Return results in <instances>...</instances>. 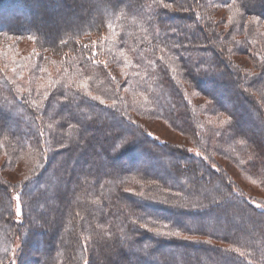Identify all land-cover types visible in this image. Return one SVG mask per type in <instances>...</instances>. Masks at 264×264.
Instances as JSON below:
<instances>
[{
	"label": "trees",
	"instance_id": "16d2710c",
	"mask_svg": "<svg viewBox=\"0 0 264 264\" xmlns=\"http://www.w3.org/2000/svg\"><path fill=\"white\" fill-rule=\"evenodd\" d=\"M8 1L22 3L0 19V49L16 54L29 39L42 57L67 58L48 95L0 62L2 168L22 173H0V264L17 237L19 264H264V211L129 111L192 138L203 129L206 150L233 151L264 182V0H74L75 26L53 33L40 25L45 11ZM246 53L250 73L235 59ZM169 62L187 84L168 80ZM198 95L213 101L195 113ZM214 110L225 118L211 140L203 124Z\"/></svg>",
	"mask_w": 264,
	"mask_h": 264
},
{
	"label": "rangeland",
	"instance_id": "374dc122",
	"mask_svg": "<svg viewBox=\"0 0 264 264\" xmlns=\"http://www.w3.org/2000/svg\"><path fill=\"white\" fill-rule=\"evenodd\" d=\"M5 1L6 0H3L2 2V0H0V19L6 17L7 15L6 13L8 14L11 13V10L13 8L18 7V9H20V4L22 3V2L13 3L12 1H8V2ZM64 1L66 2V4H63L59 1L52 2L49 0H28L26 4L27 5L32 4V7L34 9L37 10L41 9L48 14L46 15L47 16L46 21L44 19V20H39V22H43L40 23L41 27L47 29L50 33H53L54 31L62 32L63 30H71V28H73L76 23L74 17L76 14L80 12L81 7L79 3L76 4L73 3L74 0H64ZM220 13L223 14V12ZM50 19L52 20L51 21L52 23L51 22L49 23ZM29 20L34 21L35 19L33 17H30ZM38 29H40L39 25H38ZM109 33L115 35L116 38L115 33L113 32H109ZM214 44L216 43L214 42ZM195 47H198V45H195ZM40 51L43 52L42 50ZM40 51L39 49L37 50L33 40L24 39L19 43V45H16V54L12 53L11 51H7L5 49H0V62L6 67V69L8 70L7 72L12 73L13 78H17L19 82H23V83L29 82L27 80V76H29L30 80H34L35 82L38 81V85L43 87L45 90L44 91L45 94L48 95L50 94V90L53 88V83L56 82L58 78L62 77L61 74L64 70V59L67 57L64 56L60 57L59 55L57 59H53L52 57L51 59H47L48 53L45 55V57H42L40 55L41 54ZM101 52L105 53L106 50L103 49V51ZM122 52L123 50L119 51V53ZM18 54L19 56L16 58L15 55ZM227 54L229 55L230 53ZM248 56H250L249 53H246V55H241L235 59L239 63L245 64L246 70L248 71V73H250L254 70L255 67H253V61ZM36 66L39 67L42 66L41 72L37 73L36 71H31V68L32 67L36 68ZM36 69H38V67ZM168 70H169L168 72L169 75L167 76V78L169 81L173 83L181 82L183 84L184 83L187 84L186 82L187 80L186 79L183 80L179 77L175 65L172 64L171 62L168 63ZM45 76H48V78H46ZM92 79H93L92 76H88V82L92 81ZM205 86H207V84ZM208 86L209 87L208 88L206 87V90H208V92L212 91L211 86L210 85ZM247 87L248 88H246L247 89L246 91L249 92V94H252L253 96H257L256 88L253 89L249 86ZM186 91H188V89ZM192 93H193L192 95H196L195 92ZM132 96L133 98H136L137 96L142 98L144 105L147 108H149V110L153 111V108L149 103L150 102L149 98H147L146 94L133 93ZM191 101L192 102L189 105L190 111L192 110L191 107H193L195 109L194 112L199 113V109L201 111V109H203L202 107H204L205 104L209 103V101L210 102L213 101V98L210 97L209 95L202 97L198 95V97H195L194 102L192 99ZM130 110L132 111L131 113L136 112L137 114L136 120L142 124L143 128L146 130V132L149 134L151 138H154L155 140L161 143L167 141L171 143H178L179 145H183L187 147L190 155L198 159H203L205 163L210 164L216 171L226 173L229 179L233 183H235L236 189L239 192H241L243 195H245L249 203H251L255 208L264 211V182L248 174V172H246L243 168L240 167V163H239L240 157L237 155V158H235L236 153H234L233 151L219 153L217 150L211 148L206 150L205 147H203L204 146L203 139L201 140V138L199 137L203 129L200 131L196 129L197 139L194 137L192 138L187 134H181L179 131H175L171 125H169L166 121L160 118L154 116H146V115L141 116L142 113L140 112V110L138 109L139 111L138 110L135 111V108L132 107L129 108V111ZM223 118L225 117H223L221 113L215 110L211 112L209 111L207 112L205 119L208 122L206 124H203V126L205 130L206 128L208 129L209 127L208 129L209 132L207 133L208 135L209 134L211 135L212 137L211 140H213V138L217 136L216 132L214 131L215 130L214 128H218L222 126ZM207 147H209L208 144ZM3 159H4L3 156H0V170H1L0 173L7 174L9 175V177L11 176V178L14 180L21 179L20 174L22 173L20 168H15L14 170H4V168H2L4 163ZM11 168L13 169L14 167ZM17 169L20 171H17ZM20 191L21 190L19 187L18 190H14L12 193V197L14 199L13 200L14 212H15L14 215H15V220L18 223H22L24 221V214H23L24 206L21 199ZM21 245H22V238L17 237L13 245V250L10 260H8L6 264H19ZM84 264H86V261L84 262Z\"/></svg>",
	"mask_w": 264,
	"mask_h": 264
},
{
	"label": "snow or ice",
	"instance_id": "6c2138e0",
	"mask_svg": "<svg viewBox=\"0 0 264 264\" xmlns=\"http://www.w3.org/2000/svg\"><path fill=\"white\" fill-rule=\"evenodd\" d=\"M176 235H179V233H176Z\"/></svg>",
	"mask_w": 264,
	"mask_h": 264
}]
</instances>
